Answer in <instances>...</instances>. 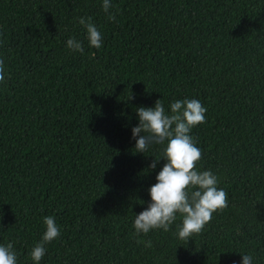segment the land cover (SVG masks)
Masks as SVG:
<instances>
[{"label":"trees","instance_id":"obj_1","mask_svg":"<svg viewBox=\"0 0 264 264\" xmlns=\"http://www.w3.org/2000/svg\"><path fill=\"white\" fill-rule=\"evenodd\" d=\"M110 3L114 21L103 0H0V245L35 264L51 216L60 236L39 264H264V0ZM184 99L207 109L190 133L196 168L218 177L228 207L189 241L179 215L137 237L166 144L135 152L136 109L161 100L170 114Z\"/></svg>","mask_w":264,"mask_h":264},{"label":"clouds","instance_id":"obj_2","mask_svg":"<svg viewBox=\"0 0 264 264\" xmlns=\"http://www.w3.org/2000/svg\"><path fill=\"white\" fill-rule=\"evenodd\" d=\"M110 0H103V10L108 19L114 21L115 14L110 13ZM79 23L87 30L90 47H102V34L89 17L87 22L81 17ZM68 49L83 54L82 42L75 37L67 40ZM4 77V60L0 59V82ZM170 114L165 111L161 100L154 107L136 109L139 125L133 127V139L136 140L135 152L145 153L150 144H160L163 148L160 159H155L150 167L155 169L163 159L162 170L149 189L151 203L136 214L133 227L135 234L147 235L152 230L169 231L170 226L181 218L177 235L181 240L189 241L205 229L213 218V214L228 207V194L218 188V177L212 171H199L197 163L202 158V151L196 146L191 130L206 123L207 109L197 99L176 100L170 104ZM143 133V135H141ZM43 222L46 231L42 240L31 250L30 256L35 264H39L46 253L45 244L51 243L60 236V230L54 217L45 216ZM137 243H144L137 240ZM151 247L149 240L145 244ZM0 264H17V253L13 244L0 245ZM242 264H252L251 254H242Z\"/></svg>","mask_w":264,"mask_h":264}]
</instances>
